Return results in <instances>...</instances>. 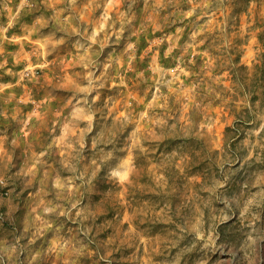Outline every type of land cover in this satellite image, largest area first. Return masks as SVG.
I'll list each match as a JSON object with an SVG mask.
<instances>
[{
    "label": "clouds",
    "instance_id": "9594fccd",
    "mask_svg": "<svg viewBox=\"0 0 264 264\" xmlns=\"http://www.w3.org/2000/svg\"><path fill=\"white\" fill-rule=\"evenodd\" d=\"M0 264H264V0H0Z\"/></svg>",
    "mask_w": 264,
    "mask_h": 264
}]
</instances>
